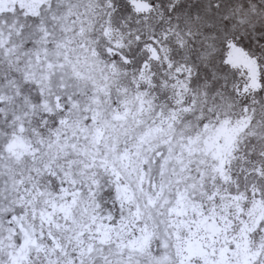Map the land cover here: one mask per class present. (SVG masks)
<instances>
[{"label":"snow or ice","instance_id":"6c2138e0","mask_svg":"<svg viewBox=\"0 0 264 264\" xmlns=\"http://www.w3.org/2000/svg\"><path fill=\"white\" fill-rule=\"evenodd\" d=\"M214 6L220 7L218 3ZM87 7L82 4L66 5L63 0H48L47 4L39 6L37 15L32 17L38 25L37 30L30 37L20 34V49L37 41L45 48L49 43L55 44L52 53L46 51L45 57L52 61L58 79L45 83L42 74L47 69L41 67L37 69L41 73L38 86L27 82L17 86L14 80H0V85H4L0 92V113H3V123L0 124V175L4 177V183L0 186V264H29V261L19 260L16 256L19 246L13 241L18 236L23 237L12 231L16 229L17 221L24 223L19 217L29 205L51 213L54 220L63 217L65 222L57 225L56 229H52L49 223L53 235L56 231L65 233V241L57 237L51 243H41L39 248L29 247L30 255L35 252L31 264H209L208 259L191 256L183 247H175L173 233L177 229L169 223L168 208L171 204L165 202L167 193L163 188L166 181L162 177L161 183L157 184L149 178V185L145 186L143 180H139V170L133 175L120 160L119 140L115 153L100 148L94 160L81 157L75 171L72 170L73 166L66 169L61 159L42 157V145L32 143L31 135L27 146H22L19 154L12 150L17 140L24 137V130L28 126L27 105L23 112L17 106L21 102L19 93L29 86L37 88V100L44 99L41 90L45 89L49 103L52 97L56 98L54 128L59 129L65 122H72L82 115L83 124L89 126L88 132L92 133L94 117L91 106L88 112L83 113L76 103L81 96L76 91L81 81L74 78L68 68L73 61L65 56V46L69 43L67 36L71 33L73 42L83 49H96L102 60H119V57L114 54L110 56L109 51L101 49L98 44H91L83 23L73 27L78 19L87 14ZM105 7L111 12L109 25L112 17L124 19L126 14H135L138 18L147 15L136 12L129 0H113L111 5ZM180 7L178 3L168 5L169 13H177L174 21L176 30L181 34L186 33L187 40L193 43L197 42L198 37L201 44L204 40L210 43L195 50L187 42L174 46L176 50L172 56L183 55L184 59L178 65L171 66L178 75L170 79L178 83L182 94L190 93V98L179 102V110L174 114H164L171 120L173 129L179 130L174 131V138L197 134L204 136L206 133L200 129L211 125L213 130L221 127L231 129V142L236 145L241 136H246L254 144L264 143V20L241 13H235L232 18L224 14L218 20L200 15L188 18L185 13V27L182 30ZM82 8L85 11L82 12ZM207 11L210 13L211 8ZM169 21L171 27V15ZM128 23L131 26L130 20ZM193 28L197 30L193 31ZM258 28L259 40L256 38ZM104 31L101 28V33ZM101 39L105 38L101 36ZM234 50L241 52L247 62L231 61L229 57ZM136 51H139V46ZM134 54L125 53L128 62H121L125 68L132 66L130 57ZM15 55V51L5 53L4 62L10 66ZM193 55L207 69L203 80L199 65L190 62ZM145 56L136 60L137 67ZM91 59L94 64L98 63L95 58ZM251 63L255 65L254 75L251 73ZM77 70L95 75L94 68L77 65ZM103 72L106 75L111 73L110 79L117 75L107 64ZM140 90L143 92L142 85ZM143 102H150L147 95L143 96ZM169 107L175 108V105L169 104ZM190 118H196L195 128L191 127ZM101 120L102 117L95 119V126L99 127ZM186 122L188 127L185 129L182 125ZM43 126L47 127L46 120ZM105 133L111 135L107 128ZM29 151L33 153L31 160ZM165 155L161 152L156 157V163L164 160ZM257 155L262 158L260 169L264 172V153ZM105 160L111 162L112 167L103 162ZM56 165H59V169ZM255 167L254 164L253 169ZM248 178L255 181V191L246 193L248 199L239 214L242 232L226 230L229 237L227 247L236 255L226 253L225 261L213 256L211 264H264V175H256L253 171L248 173ZM45 179L47 183L42 182ZM121 185L126 186V193H121ZM22 197L23 207L17 203ZM65 209L69 215H65ZM179 231L183 237L188 236L183 229ZM240 242L246 243L243 258L238 251Z\"/></svg>","mask_w":264,"mask_h":264},{"label":"rangeland","instance_id":"374dc122","mask_svg":"<svg viewBox=\"0 0 264 264\" xmlns=\"http://www.w3.org/2000/svg\"><path fill=\"white\" fill-rule=\"evenodd\" d=\"M129 2L136 12L147 15L138 18L135 14L130 16L126 14L124 19L112 17L109 25L111 12L105 5H111L113 0H63L66 5L88 6L87 14L78 19L73 27H79L83 23L90 35V43L98 44L101 49L108 50L110 56L114 54L119 57V60H102L97 55L96 49H83L73 42L74 38L69 33L65 56L73 61L68 64L71 74L81 81V86L76 89L81 96L76 103L83 113L88 112L90 106L92 108L91 114L94 117L92 133L89 134V126L83 124L82 115L72 122H65L59 129L54 128L56 98L52 97V102L49 103L45 89L41 90L44 99L37 100V88L29 86L19 93L21 102L17 106L18 109L23 112L25 105L28 108V126L24 130V137L20 140L26 147L31 135L32 143L42 145V157L61 159L64 167L67 169L73 166V171L81 157L94 160L100 148L115 153L119 140L120 154H126L123 164L133 175L139 170V180H143L145 186L149 185V178L157 184L161 183L162 177L166 181L163 188L167 193L165 202L171 204L168 208L169 223L176 227L178 233L176 237L173 234L174 244L183 242L191 234L201 238L207 248L206 256L197 255V257L208 259L211 264V257L217 258V248L224 242L229 243L226 230L231 229L235 233L242 229L239 214L244 210V202L248 199L246 193L255 191V181L248 178V173L255 171L256 175H264L260 169L262 158L257 155L264 153V143L254 144L246 136H241L239 144L232 146V152L224 165V176H221L215 168L216 163L211 157L210 148H205L202 144L207 136L211 139L216 137L220 128L213 130L211 125H208L200 129L201 132L206 133L204 136L197 134L174 138V131L179 130L173 129L171 120L164 114L165 112L174 114L181 107L179 102L190 98V93L182 94L178 83L170 79L178 75L171 66L178 65L184 59L183 55L172 56V52L176 50L174 46L187 42L195 50L206 46L210 41L204 40L201 44L199 37L196 43L187 40L186 33L181 34V31L176 30L174 21L177 13H169L168 5L178 3L181 6L178 11L181 14L183 30L185 13L188 18L200 15L213 20H218L219 16L224 14L232 18L235 13H241L251 15L254 19L264 20V0H129ZM47 3L48 0H42L37 11H30L18 2H14L12 8L0 12V80H14L17 86L25 82L38 86L41 82L38 78L41 77V73L37 69L41 67L47 69L42 74L45 83L50 79L59 78L56 69L52 67V61L45 57L46 51L52 53L55 44L49 43L45 48L37 41L24 49L19 48L20 34L30 37L37 30L38 25L32 17L37 15L41 4ZM138 3L142 6H138ZM217 3L220 5L219 8L214 6ZM209 8H211L210 13L207 11ZM112 10L114 11L115 7ZM81 11L85 9L82 8ZM170 15L173 21L171 27ZM101 28L105 29L103 33ZM101 36L105 39H101ZM256 38L260 39L259 28ZM138 46L139 51H136ZM11 51H15L16 55L12 57L9 66L4 62V55ZM133 52L134 56L130 57L132 66L125 68L121 63L128 62L125 53ZM141 56H145V59L137 67L136 60ZM91 58H95L98 63L94 64ZM190 62L199 65L200 78L203 80L207 74L204 64L198 62L195 55ZM105 64L117 74L115 77L110 79L111 73L104 74ZM77 65L94 68L95 75L78 71ZM141 85L143 92L140 90ZM3 87L4 85H0V92ZM145 95L149 98L148 104L143 102ZM169 104L175 105V108H170ZM122 114L124 116H121ZM101 117V125L95 126V119ZM45 120L47 127L43 126ZM2 123L3 113H0V124ZM190 123L191 127L195 128L196 118H190ZM182 127L186 129L188 123H184ZM38 128L41 131H37ZM105 128L109 129L111 135L105 133ZM100 129L101 136L98 141H94L93 135ZM195 137L193 145L189 144L188 139ZM234 149L237 150L234 152ZM161 152L166 155L164 160L157 164L156 157ZM28 157L29 160L33 158L31 151L28 152ZM141 164H144L143 168ZM254 164L255 169H253ZM56 167L59 169V165ZM46 171L51 172V169L46 168ZM24 175L26 178L27 173L25 172ZM42 182L48 181L45 179ZM3 183L4 177L0 175V186ZM17 203L23 207V197ZM42 212L40 208L29 205L25 213H21L19 217L24 223L17 221L16 229L12 230L20 234L25 230L28 236L35 239V245L27 242L24 247L26 257L23 260L29 261V264L31 257L35 256V252L29 254V247L39 248L41 243H51L57 237L65 241V233L56 231L53 235L49 229L50 222L52 229L65 223L63 217L54 220L50 213L49 218H43L40 215ZM201 218L213 220L218 227V231L212 234L211 239L203 226L198 223ZM180 229L187 232L188 236L183 237ZM23 240L24 238L18 236L13 241L19 246L17 249L21 247Z\"/></svg>","mask_w":264,"mask_h":264},{"label":"bare ground","instance_id":"6f19581e","mask_svg":"<svg viewBox=\"0 0 264 264\" xmlns=\"http://www.w3.org/2000/svg\"><path fill=\"white\" fill-rule=\"evenodd\" d=\"M41 1L42 0H0V12L6 11L9 8H12L14 2H18L19 4H21L22 6H24L26 9H28L30 11H37L38 5ZM137 5L142 6L141 3H138ZM229 59L233 62H242V61L247 62V58L244 57L243 54L241 52H239L238 50H234L230 54ZM250 68H251V73L254 75V73H255L254 63L250 64ZM121 116H124V115L122 114ZM93 136H94V139L93 138L92 139L94 141H98L100 136H101V129L98 130ZM232 139H233L232 130L228 129L226 127H221L218 130L216 137L211 139L207 136L206 138H204V140L202 142V144L205 148H210L211 157H212V159H214V161L216 163L215 168L217 169V171L219 172V174L221 176H224V165L229 158L230 152H232L231 148L234 145V143L231 142ZM195 140H196V137L195 138H189L188 143L192 144L195 142ZM220 140H221V142H220ZM22 146H23L22 141L20 139H18L17 143L14 145L12 150L16 151L18 153L23 149ZM125 155H126L125 153L120 154V160L123 163H125L124 162L125 161ZM104 162L107 163V161H104ZM108 164L110 167H112V165L109 162H108ZM120 191L123 194V193L127 192V189L125 186L122 185V186H120ZM180 202H183V201L180 200ZM68 213H69L68 210L65 209V215H69ZM40 215L43 218H49L50 217V213H48V212H42V213H40ZM209 220H207L205 218H201V219H199L198 223H200V225L203 226V228L205 229V232L208 234L209 239H211L212 234L215 233L216 231H218V227L214 223L213 220L212 221H209ZM241 232H242V229H241ZM173 234L175 237L178 236L177 231L174 232ZM22 235L24 238L23 243H22L21 247L19 249H17V251H16V256L19 258V260H23L26 257V254H25L26 249L24 247L27 245L26 244L27 242H30V244H32V245L36 244L35 239L28 236L25 230H22ZM190 237L191 238L188 237V238L184 239V241L181 243H175L174 244L175 247L176 248L183 247L188 252V254L191 256L199 255V256L205 257L207 248H205L202 239L197 237V236H194L192 234ZM245 247H246L245 242L239 243L238 251H239L241 258H243ZM217 249H218V251H217V258L216 259L219 261H225L226 260V258H227L226 253L231 254L233 256L236 255V253L229 251V249L227 247V242H224ZM17 264H18V262H17Z\"/></svg>","mask_w":264,"mask_h":264}]
</instances>
